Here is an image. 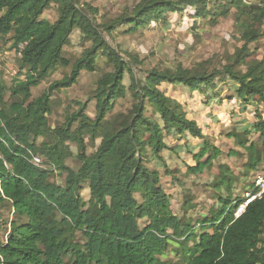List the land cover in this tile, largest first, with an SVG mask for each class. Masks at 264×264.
<instances>
[{
    "label": "trees",
    "instance_id": "obj_1",
    "mask_svg": "<svg viewBox=\"0 0 264 264\" xmlns=\"http://www.w3.org/2000/svg\"><path fill=\"white\" fill-rule=\"evenodd\" d=\"M210 1L139 0L105 28L96 21L98 11L80 0H0V41L18 56L9 88L0 70V211L8 206L11 219L4 222L0 215V229L5 226L6 232L0 241V264H156L174 241H180L183 264H264V194L234 219L235 208L245 199L232 198L233 179L219 166L212 187L217 205L195 231L190 222H182L171 212V198L162 184L163 178L172 175L162 156L170 150L165 137L175 135L186 142L189 135L202 141L196 152L187 151L194 161V166L186 168L190 175L210 170L221 155L179 102L167 96L169 89L182 87L204 95L202 103L211 105L222 103L225 88L221 85H225L229 94L224 99L237 98L241 111L254 106L251 131L257 139L246 142L250 131L229 137L246 154V173L264 162V118L258 109H264V62L247 66L245 72L230 65L219 72L201 65L153 69L139 85L102 34L111 35L118 26L126 27L123 34H133L150 24H168V15L186 13L213 22L234 8L245 20L238 53L247 58L249 44L264 38L254 29L264 18V7L256 16L254 7L241 0H221L213 9ZM51 6L57 11L53 23L42 18ZM74 30L90 47L71 63L64 58V48ZM99 55L112 71L96 82L94 117L86 113L91 100L76 102V110L53 128L49 123L52 93L71 88L81 72L94 73ZM129 57L132 63L139 62ZM59 68H70V72L33 98L32 89ZM126 73L130 76L127 89L123 84ZM165 86L167 92L161 90ZM127 91L132 97L130 109L112 114L114 103L124 99ZM149 108L156 109L161 123L148 115ZM87 148L92 149L90 156ZM238 155L228 152L230 157ZM32 157L65 173L64 185L50 182L52 171L32 165ZM73 157L79 163L77 171L65 165ZM83 190L95 200V209L82 199Z\"/></svg>",
    "mask_w": 264,
    "mask_h": 264
},
{
    "label": "rangeland",
    "instance_id": "obj_2",
    "mask_svg": "<svg viewBox=\"0 0 264 264\" xmlns=\"http://www.w3.org/2000/svg\"><path fill=\"white\" fill-rule=\"evenodd\" d=\"M241 1L245 6L254 7L256 16L260 15L258 9L264 7V0ZM80 2L97 10V15H95L97 23L107 28L111 21L130 11L139 3V0H80ZM220 2L221 0L210 1L209 8L213 9L215 3ZM42 18L51 23L55 22L57 19L56 8L51 6L43 13ZM243 19L234 8H230L224 18H219L213 22L209 18L194 19L192 15L186 13L176 16L168 15V24L164 25L162 22L150 24L133 34H123L126 30L124 26L115 28L111 35H107L106 32L102 34L107 44L128 64L138 84L141 85L145 74L153 69H174L178 66L184 69H193L197 65H201L207 70L219 72L224 66L230 65L235 70L245 72L247 66L264 62V38L249 44L248 52L250 54L247 58H242V55L238 53V50L243 46L241 40V36L245 32L243 26L245 20ZM246 20L249 23L250 17ZM254 29L264 35V18L255 24ZM89 47L90 44L83 42L81 34L74 30L64 48V58L73 63L80 57L84 49ZM0 51L1 77L3 84L9 88L17 73L18 56L10 50L9 44L2 41H0ZM129 56L136 57L139 62L132 63L133 61L130 60ZM236 60H240V63L237 64ZM111 71L112 68L106 59L99 55L94 73L81 72L77 83L71 88L54 91L51 95L50 125L54 128V126L62 124L64 117L76 110V102L88 100L91 101L86 113L93 118L95 114L93 96L96 82L103 74ZM69 72L70 68L57 69L39 87L32 89V97L41 96L49 84L60 80ZM123 84L126 89L129 87L130 76L128 73L125 74ZM221 87L225 88L221 93V98H223L221 104L216 102L211 105L203 104L206 96L191 93L182 87L176 91L169 89L167 93L168 97L179 102L181 110L187 114L189 119L197 123L205 137H211L215 147L221 152L210 170L194 176L186 173L187 167L194 166V161L187 151L196 152L201 147L202 141L193 139L189 135H186V142L175 135L164 139L170 150L164 151L162 156L165 168L171 170L172 175L163 178L162 184L166 194L170 195L171 198V212L182 222H190L195 231H198L199 222L207 216L208 211L217 205L214 200L215 190L212 187L219 175V166H222L226 176L233 179V199L244 198L245 192L251 190L254 178L257 175H264V162L255 171L246 173L243 168V164L247 160L246 154L229 137L230 134L241 136L245 131H250L246 137V142L257 139V134L251 131L252 124L255 122V108L250 105L246 111H241L237 98L224 99L229 93L226 91L225 85H221ZM166 88V86L161 87V90L167 92ZM5 100H9L8 94H6ZM131 105V93L127 91L124 99L114 103L112 114L125 113ZM258 109L264 118L263 107L260 106ZM155 110L149 108L147 113L156 117L155 119L161 123L158 115L155 114ZM69 148L75 156V145L71 143ZM233 150L239 153L237 157L228 156V152ZM86 152L90 156L92 149L87 148ZM65 165L74 171L79 168V163L74 157L68 159ZM65 177V173L62 174L56 169L51 172L49 181L57 185H64ZM81 181L83 182L82 179ZM81 196L89 208H96V202L89 196L87 190H83ZM9 211L8 206L0 211L1 220L4 222L11 220ZM2 228L0 229V241H4L6 236L5 226ZM169 234L171 233L169 232ZM179 243L180 241L172 242L170 249L163 256L157 257L156 264H183Z\"/></svg>",
    "mask_w": 264,
    "mask_h": 264
},
{
    "label": "built area",
    "instance_id": "obj_3",
    "mask_svg": "<svg viewBox=\"0 0 264 264\" xmlns=\"http://www.w3.org/2000/svg\"><path fill=\"white\" fill-rule=\"evenodd\" d=\"M31 163L37 168L55 171V167L52 164L44 162L39 157H32ZM263 194H264V175H257L253 180L251 190L244 194V199H245L244 202L235 208L233 212L234 219L239 218L243 214L246 206L253 200L260 199L263 196Z\"/></svg>",
    "mask_w": 264,
    "mask_h": 264
},
{
    "label": "crops",
    "instance_id": "obj_4",
    "mask_svg": "<svg viewBox=\"0 0 264 264\" xmlns=\"http://www.w3.org/2000/svg\"><path fill=\"white\" fill-rule=\"evenodd\" d=\"M199 141V140H198ZM246 193V192H245Z\"/></svg>",
    "mask_w": 264,
    "mask_h": 264
}]
</instances>
